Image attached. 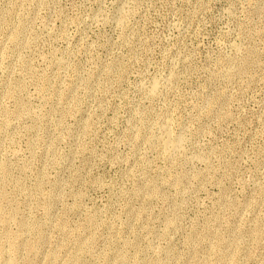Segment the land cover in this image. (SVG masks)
I'll return each instance as SVG.
<instances>
[{
	"label": "rangeland",
	"instance_id": "rangeland-1",
	"mask_svg": "<svg viewBox=\"0 0 264 264\" xmlns=\"http://www.w3.org/2000/svg\"><path fill=\"white\" fill-rule=\"evenodd\" d=\"M0 264H264V0H0Z\"/></svg>",
	"mask_w": 264,
	"mask_h": 264
}]
</instances>
